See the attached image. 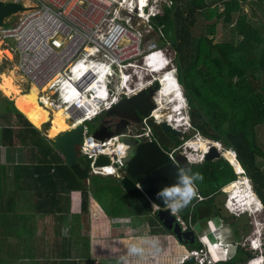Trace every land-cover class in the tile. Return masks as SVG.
Listing matches in <instances>:
<instances>
[{
  "label": "trees",
  "instance_id": "16d2710c",
  "mask_svg": "<svg viewBox=\"0 0 264 264\" xmlns=\"http://www.w3.org/2000/svg\"><path fill=\"white\" fill-rule=\"evenodd\" d=\"M168 1L169 4L162 5V13L150 20L154 29L160 28L175 52L176 78L183 88L192 130L235 151L264 210V167L258 160L264 159V143L259 135L264 127V25L243 9L246 3L259 4L264 0ZM219 23L228 27L229 37L214 41ZM0 119V144L22 147L25 162L14 172L25 178L23 189L36 197L34 208H27L26 212L0 208V212H6L4 227L0 228V264H19L25 257L31 259L30 264H94L81 254L78 240L77 244H68L73 257L67 260L65 239L42 245L32 242L36 216L57 215L59 222L65 220L70 210L61 207L71 191L80 193L78 213L87 212L90 195L109 217L141 215L145 209L152 208H143L128 195L119 177L88 174L78 178L55 148L52 138L37 128L41 123L34 126L15 107L13 99L2 93ZM237 161L226 155L190 164L184 170V181L192 184L202 199L197 201L195 196L188 199L184 195L175 199L171 204L180 205L175 215L186 224H194L220 214L223 200L216 202L215 195L222 186L236 179ZM4 171L0 164V174ZM234 186L232 183L230 188ZM153 216L158 220L154 213ZM200 246L198 242L187 245L189 249ZM60 248L63 255L56 258L54 254ZM261 255L264 259V244ZM252 257L250 251L245 253L238 248L228 262L217 264L242 263Z\"/></svg>",
  "mask_w": 264,
  "mask_h": 264
},
{
  "label": "built area",
  "instance_id": "2783aa9c",
  "mask_svg": "<svg viewBox=\"0 0 264 264\" xmlns=\"http://www.w3.org/2000/svg\"><path fill=\"white\" fill-rule=\"evenodd\" d=\"M1 1L18 2L26 6L25 10L7 17L4 25L0 26L1 43L7 44L5 40L9 38L13 40L11 49L18 74L29 84L36 86L40 104L48 103L62 108L67 114L65 119L69 126L82 125L78 153L92 157L98 154L107 156L109 164L91 166L89 174L121 178L124 174L127 145L120 140V134L103 139L94 137L88 132L85 122L102 115L123 97L155 82L158 87L152 98L155 107L147 115L140 116V127L131 130V136L139 140L155 139L148 118L157 122L165 120L181 132L179 141L174 142L172 148H164L170 160L175 161V153L180 152L189 164L199 163L211 145L221 154L223 149L231 150L236 159L233 149L224 148L215 140L204 139L205 148L193 150L192 139L185 137L188 130L192 129L188 114L181 121L182 124L178 123L170 111H167V101L161 102L157 97L165 72L158 77L154 74L159 72H151L144 67L149 62L154 64L153 67H160L168 62L163 50L149 39L153 33L159 32L162 35L160 28L154 29L150 19L162 13V5L169 4L168 0ZM199 137L202 136L195 131L194 138ZM234 172L244 174L240 164L239 169ZM195 195L201 198L199 194ZM227 200L226 198L224 207L228 213L237 216L247 213L248 210L234 213ZM152 207L157 208L154 204ZM260 207L262 209L261 203ZM176 220L184 226L179 217L176 216ZM257 223H261L264 228V218ZM207 225L208 231L213 232L214 228L210 227L209 221ZM259 235L263 245L264 230ZM199 241L201 246L188 249L181 262L193 256L194 264H216L210 258L201 237ZM245 241L251 250L256 249L252 239L246 238ZM216 243L219 241L211 244ZM223 251L226 254V246H223ZM252 259L243 264H250Z\"/></svg>",
  "mask_w": 264,
  "mask_h": 264
},
{
  "label": "water",
  "instance_id": "95a60500",
  "mask_svg": "<svg viewBox=\"0 0 264 264\" xmlns=\"http://www.w3.org/2000/svg\"><path fill=\"white\" fill-rule=\"evenodd\" d=\"M25 9L26 6L18 2L0 0V26L4 25L7 17ZM157 88L155 82L120 99L103 113L100 124L106 123L107 128L100 130L99 124L92 134L99 139L120 134V140L127 145L124 174L120 178L123 190L135 198L143 208L156 205L157 208H153V213L162 226L171 231L177 242L183 245L187 242V237L190 238V243L194 241V229L190 226L184 229L176 220V215L171 211L169 204L181 197L183 190L188 187L194 188L192 184H184V170L190 164L180 152L175 153V161H172L164 151V148L173 147V137L178 138L181 132L165 120L157 122L153 118H148L155 139L139 140L129 134L131 130L140 127V116L147 115L155 107L152 98ZM81 139V124L68 126L52 136L55 148L70 165L74 174L78 178H85L91 166H106L109 161L104 154L92 157L78 153L77 146ZM220 156L222 154L211 145L204 159H216ZM175 189H180V191H175ZM179 264H194V257L189 256Z\"/></svg>",
  "mask_w": 264,
  "mask_h": 264
},
{
  "label": "crops",
  "instance_id": "0c3cea01",
  "mask_svg": "<svg viewBox=\"0 0 264 264\" xmlns=\"http://www.w3.org/2000/svg\"><path fill=\"white\" fill-rule=\"evenodd\" d=\"M262 6H264V2L259 4L246 3L243 5V9L250 17L260 19L259 17L263 15ZM222 31L221 28H217L214 34V41L223 40L224 33ZM226 35L229 37V30ZM99 128L100 130H105L107 124H100ZM202 138L211 140L203 136ZM204 139L203 142H205ZM5 152L7 156L2 157V154H5ZM24 157L22 147L2 146L0 144V164L5 167L4 173L0 174V208H14L16 211L21 212L28 211L27 208H34L33 205L36 198L34 193H28L23 189L25 186V178L20 177L14 172L19 164L25 162ZM66 197L61 208H69L70 213L66 215L65 220L59 222L57 215H50L44 218L39 217V215L36 216L32 237V242L37 245L61 243L62 240L65 239L64 242L66 246L64 255L66 260L73 257V252H68V244H74L77 240L79 241L78 243L82 245L81 254L93 260L94 264H179L183 256L172 258L170 256V248L173 246L176 251H182V253H186L189 249L177 242L171 231L164 228L158 220V225H160L161 228L163 227L165 231L153 232L151 225L145 220V214L131 215L129 217H109L91 195L87 199V212L78 213V208H80L79 191H71ZM49 206H51V204H49ZM4 215H6V212L1 211L0 228L4 227ZM223 215L229 218L228 215L224 213ZM240 215H238V217H240ZM138 217L144 218L138 220ZM213 218L218 217H211L209 220L213 222ZM218 220L228 224L223 216H219ZM242 224L243 222L241 221H238L236 224L239 225V228H242L241 232L238 234L235 233L236 237H239V234L244 232ZM158 225L153 227L156 228ZM193 225H197L199 227L198 229L201 230L199 237L208 230V225L205 227L202 221L198 220L196 223L191 224V227H194ZM59 230L61 231L59 232ZM154 237L161 240L163 239L167 246L166 249L155 251L152 242ZM9 240L14 241L11 237H9ZM148 243L151 245L149 247L150 250L140 251L143 247L147 248ZM173 243H177V245ZM85 245H87V247H84ZM39 249L40 248H38L37 251H39ZM61 251L62 248H60L59 252H56L54 256L56 258L62 256L63 254ZM18 262H20L19 264H30L31 259L25 257Z\"/></svg>",
  "mask_w": 264,
  "mask_h": 264
},
{
  "label": "rangeland",
  "instance_id": "374dc122",
  "mask_svg": "<svg viewBox=\"0 0 264 264\" xmlns=\"http://www.w3.org/2000/svg\"><path fill=\"white\" fill-rule=\"evenodd\" d=\"M261 9L263 10V12H262L263 15H261V17H259L258 15H256V16H258L260 18L261 22L264 23V6H262ZM256 13H257V11H256ZM16 18L17 17H13V19H16ZM217 28L218 29L221 28L223 30L222 31L224 33L223 40L227 39L226 33L228 32V27L222 26L219 23L217 25ZM149 39H151L156 44V46H158L161 50H163V53L165 54L166 58L168 59L167 60L168 62L166 64L165 69L162 70L159 73H155L154 75L159 77L161 75V73H163V72H165V73L166 72H171L173 74V76L176 78V70H175L176 67H175V62H174L175 52L172 49V47L170 46L169 42L159 32L151 34L149 36ZM5 41L7 42V44H3L0 41V70H1L0 71V75H4V74L9 75L11 77V79H12V82L17 86V88L19 89L20 92L26 93L28 91V89H29L32 93H35V90L32 89L31 84H29L17 72L16 65H15L16 61H15L14 53H13V51L11 49L12 46H13V40L9 38V39H6ZM2 52H3V54H2ZM163 62H165V61H163ZM177 84H179L178 81H177ZM179 87L181 89V94H182V96L184 98L183 88H182V86L180 84H179ZM1 93L2 92L0 91V94ZM184 101H185V103L183 104L184 107L182 109V115L184 117H186L187 105H186V100H184ZM37 105H38V107L45 108L47 110V113H48V119L46 121L42 122L40 124V126H38L37 128L42 130V133L44 135H46L48 138H52V136L55 135L57 132L49 134L48 133V129H49V125L51 124L50 123V118L52 117L56 107L54 105H52V104L49 105L48 103H45L44 105L38 103ZM168 105L169 104H167L166 106L168 107ZM167 111H170V109L168 108ZM102 118H103V114L95 117L92 121H86L85 124L88 126V132L92 133L97 128V126L100 124ZM65 121L68 122V120H66V119H65ZM1 122H2V120L0 119V123ZM34 126H37V125H34ZM187 133L189 134L190 139H195L194 138V134H195L194 130L189 129ZM259 135H260L261 142L264 143V127L261 129ZM198 139H201V141H203L204 138L199 137ZM173 140L176 141V138L173 137ZM195 140H197V139H195ZM226 155L231 156L232 159L236 161V159H235V157L233 155V152L231 150L227 149ZM6 156H7L6 152H5V154L4 153L2 154V157H6ZM196 156H198V155H196ZM258 160L260 161V163L264 167V159H258ZM236 175L237 176H236L235 180L245 182V184L243 183L244 187H245L246 184H249L248 186L252 190L251 184H250V180L246 177L245 174H242V173L237 174L236 173ZM185 180L188 181L187 178H185ZM235 180H233L232 183ZM232 183H229V184H226V185L222 186L220 191L221 190H224V191H221L220 193L217 194L216 201L223 200V202H222V212L225 215H228V217H229L228 220L229 221L233 222L232 227H233V225H236L238 223V221L243 222L242 226L244 228V232L239 237H236L235 234L233 233V229L231 228V226L229 224H226L225 222H220L218 220V218H213V222H211V220H208L209 224H211L210 227H213L214 230H213V232H210V231L207 230V232L205 234H202L201 239H202V241L204 242V244L206 246V250H207L210 258L213 261H216V262L219 261V260L220 261L224 260L226 256L231 257V256L235 255L236 249H237V243H239L240 245L244 246L246 249L250 250L252 252V254H253V257L254 256L256 257L257 255H260L261 252H262V244H261V246L259 244V242H260L262 237L259 234L260 233L263 234L264 228L262 227L261 223H257V222L263 220V218H264V210L263 209L254 210V209H256L255 207L261 208V207H259L260 205H256L255 203H254L255 204L254 207H252V208H250L247 205L240 206L238 204V197H236V195L232 194V190L234 189V188H230V185ZM235 185H236V182H235ZM228 196L230 197V200L228 201V204L231 206L230 208H231V210H233L234 213H239L240 210H248L247 213L246 212L242 213V215H240V217H238L237 215H234V214L230 215V213H228V210H226V208L224 207V202H225L226 198L228 199ZM153 212H154L153 208H147V210L145 209V220L147 221V223L149 225H151V228H152L153 232L165 231L163 229V227L161 228V226L158 225L159 222L153 216ZM141 218H144V217H138V220H140ZM238 219H241V220H238ZM253 221H254L255 225L254 224L252 225ZM155 225L156 226L158 225V227L154 228L153 226H155ZM193 228L195 229V231L198 234L201 233V230L198 229L199 227L197 225H195ZM246 238L252 239V241H254L255 244L258 242L257 245H258L259 249L257 248L255 250H251L249 245H248V243H246V241H245ZM213 241H219L220 244H221V247L212 248L211 247V243ZM262 241H263V239H262ZM152 242H153L155 251L160 250V249L164 250L167 247L166 244H165V241H163V239L161 240V239H157V237H154ZM243 243H244V245H243ZM173 244L177 245V243H173ZM223 245H227V255L223 254V248H222ZM150 246L151 245L148 243L147 244V248L143 247L142 250H140V251L150 250V248H149ZM172 247L170 248L171 250L169 249L170 250V256L172 258L182 257L183 254L185 253V252L182 253V251H176V249H174V247L173 248ZM174 253H176V254H174Z\"/></svg>",
  "mask_w": 264,
  "mask_h": 264
},
{
  "label": "bare ground",
  "instance_id": "6f19581e",
  "mask_svg": "<svg viewBox=\"0 0 264 264\" xmlns=\"http://www.w3.org/2000/svg\"><path fill=\"white\" fill-rule=\"evenodd\" d=\"M153 66L154 64L150 62L144 65L145 69H148L151 72H161L166 67L165 63L160 67H153ZM164 75L165 76L161 80L162 86L157 92V97L160 99L161 102L163 100L167 101V103L165 104H169L168 108H170L171 116H173L175 121H177L178 123L179 122L181 123V121L185 119V117L182 115V108H181L182 100H183L181 89L179 87V84H177L175 77L173 76L171 72H166ZM31 87L33 90H35V93H32L29 89L26 93L20 92L17 86L12 82V79L9 75H6V74L0 75V91L5 96H8L11 99H13V103L15 107L18 110H20L34 125L38 126L40 123L48 119V113L45 108L38 107L37 105L39 103L37 100L38 89L34 85H31ZM66 116L67 114L62 108L60 107L55 108L54 113L52 117L50 118L51 124L49 125V129H48L49 134L58 132L69 126L68 122L65 121ZM178 123L176 124L178 125ZM190 141H191L192 147H197L201 145V142L199 140L197 141L195 139L194 140L192 139ZM204 148H205V142L203 145V149ZM226 152H227V149H223L222 151L223 157L226 156ZM235 182H236V185L234 186V189L232 190V194L238 197V204L240 206L247 205L250 208H252L254 207L255 204L260 205L259 200L255 196V194L251 191L250 187L248 186L249 184H246L244 187L245 182L238 181V180H236ZM229 200H230V197L228 196L227 203ZM255 208L256 209L254 210L259 209L257 207ZM219 243H216L215 245L211 244V247L219 248L221 247L220 246L221 244ZM257 244L258 242L253 245L256 249L258 248ZM223 254H224V251H223ZM250 264H264V259L261 255H257L256 257L254 256Z\"/></svg>",
  "mask_w": 264,
  "mask_h": 264
},
{
  "label": "flooded vegetation",
  "instance_id": "af4514ba",
  "mask_svg": "<svg viewBox=\"0 0 264 264\" xmlns=\"http://www.w3.org/2000/svg\"><path fill=\"white\" fill-rule=\"evenodd\" d=\"M197 140H199V141L201 142V145H199V146H197V147H192V149H193V150H197L198 148H199V149H203L204 142L201 141V139H197ZM173 141H174V140H173ZM174 142H176V141H174ZM191 145H192V144H191ZM184 176H185V174H184ZM235 181H236V180H235ZM235 181L233 182L234 185H235ZM184 184H186L185 181H184ZM187 184H188V183H187ZM221 191H223V190H221ZM221 191H220V192H221ZM184 192H185V190L182 191V193H183L182 195H184ZM220 192H219V193H220ZM195 193H196V192H195ZM196 194H197V193H196ZM217 194H218V193H216V195H215V201H216V196H217ZM184 196H185V195H184ZM194 196L196 197V195H194ZM200 197H201V196H200ZM196 199H197V201H198V200H201L202 197H201L200 199H198V198L196 197ZM216 202H219V200L216 201ZM219 208H220V214L211 215L210 217H208V218H206V219L203 218V220L200 219L199 221H202V222L205 224V227H206L209 218H211V217H218V218H219V216H221V217L224 216L223 213H222V204L220 205ZM230 215H231V214H230ZM224 219H225L226 222L231 226V228L233 229V233H234V234H235V233L238 234L239 232L242 231V228H239V225H233V227H232L233 222H232V221H229L228 218H224ZM182 221H183V220H182ZM183 224H184V226H183L182 224H181V225L184 227V229H188L189 226L191 227V224H190V223H188V224H189V225H188V224H186V223L183 221ZM193 229H194V228H193ZM194 232H195L194 241H193L192 243H190V242H189V239H190V238L187 237V239H186L187 242H186L185 244H183L184 246L187 247V245H189V244H194V243H196V242L200 243V241H199V238H200V237H199V234L195 231V229H194ZM236 234H235V235H236ZM241 234H242V233H240L239 236H240ZM200 244H201V243H200ZM225 246L227 247V245H225ZM238 248H240V249H242L243 251H245V253L248 252V251H250V250L246 249L244 246L240 245L239 243H237V249H238ZM237 249H236V250H237ZM250 252H251V251H250ZM251 253H252V252H251ZM224 255H227V251H226V254H224ZM232 257H233V256H231V257L226 256L224 260H222V261L219 260V261H220V262H224V263H226V262H228ZM248 260H249V259H248ZM217 262H218V261H217ZM217 262H216V264H217ZM245 262H246V261H244V262H242V263H239V262H231V264H236V263L243 264V263H245Z\"/></svg>",
  "mask_w": 264,
  "mask_h": 264
},
{
  "label": "clouds",
  "instance_id": "9594fccd",
  "mask_svg": "<svg viewBox=\"0 0 264 264\" xmlns=\"http://www.w3.org/2000/svg\"><path fill=\"white\" fill-rule=\"evenodd\" d=\"M167 63H165V65H166ZM176 82H177V80H176ZM182 98H183V96H182ZM185 97L183 98V100H182V105H181V108L183 109V107H184V103H185ZM175 191H180V189H175ZM195 189L194 188H192V187H188L186 190H185V192H184V195L188 198V199H191V197L192 196H194L195 195ZM252 191V190H251ZM253 192V191H252ZM254 193V192H253ZM158 195H160V193H158ZM169 206L171 207V210L175 213V212H177L178 210H180V205H178V204H169ZM259 244H260V246H261V240H260V242H259Z\"/></svg>",
  "mask_w": 264,
  "mask_h": 264
}]
</instances>
